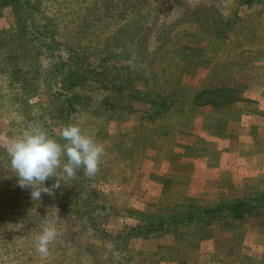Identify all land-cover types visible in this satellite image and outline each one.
<instances>
[{
    "label": "rangeland",
    "instance_id": "rangeland-1",
    "mask_svg": "<svg viewBox=\"0 0 264 264\" xmlns=\"http://www.w3.org/2000/svg\"><path fill=\"white\" fill-rule=\"evenodd\" d=\"M14 6L15 0H0V32L14 26ZM42 6L53 20L59 40L84 53L98 46L92 55L95 64L105 51L99 41L115 38L136 46L133 38L139 37L138 50L132 54L130 49V58L119 61L117 43L111 46L114 59L111 56L103 64L106 70H113V65L124 72L129 69L127 74L141 79L135 78L130 96L110 99L119 115L109 123L111 135L101 142L105 152L99 171L87 178L111 208V216L97 220L99 226L107 234L122 235L141 222V217L179 216L188 210L214 207L213 196L207 193L211 183L205 184L213 173L203 166L217 158L213 147L227 144L219 142L218 135L237 130L231 121L240 120L239 105L258 106L264 117V0H43ZM234 81L245 84L239 94L243 99L221 101V89L233 88ZM175 90L177 100L168 105L166 113L151 117V103L144 99L159 92L168 97ZM18 92L7 88L6 76L0 71V143L24 130L23 118L15 111L17 103L8 99ZM38 92L30 102L49 104L46 88ZM32 110L40 111L39 106ZM248 122L257 127L251 147L261 154L257 157L263 170L258 174L261 178L264 122ZM60 130L57 123L52 128V136L58 140ZM245 141L242 138L240 145ZM241 160L235 159V164L243 165ZM223 170L231 178V169ZM17 180L7 153L0 147V264H56L58 259L62 260L59 264H221L223 259L232 260L242 248H248L245 264H264V205L250 211L253 221L247 217L233 227L216 221L208 235L196 236L189 227L193 220H177L171 231H150L146 238L131 237L113 246L98 233L81 231L73 236L80 230L78 223L74 218L65 223L64 213L50 204H45L41 213L29 210L30 203H19L25 190ZM244 183L256 184L251 178ZM64 185H68L66 178ZM263 190L264 183L252 194ZM37 218L41 222L54 218L58 231L65 228L73 232L64 255L56 251V241L49 246L51 255L41 256L36 251L34 233L42 226L35 224ZM256 222L261 235L246 233L241 237L243 223L249 230ZM214 225L233 228L238 248H230L228 253L217 250ZM219 238V244H229L226 236ZM113 250L118 251L112 254Z\"/></svg>",
    "mask_w": 264,
    "mask_h": 264
},
{
    "label": "trees",
    "instance_id": "trees-1",
    "mask_svg": "<svg viewBox=\"0 0 264 264\" xmlns=\"http://www.w3.org/2000/svg\"><path fill=\"white\" fill-rule=\"evenodd\" d=\"M42 1L15 0L14 26L0 32V71L6 76L7 88L13 89L14 93L19 91L16 97L8 95L9 102L13 100L17 103L15 111L23 118L21 123L24 129L28 124H39L52 136V128L56 123L60 124L61 128L73 123L80 126L84 132L91 134L97 142H105L111 135L109 123L116 120L119 115V109L111 106L110 99L130 96L135 78L140 80L141 77L137 74H127L128 71L130 72L129 69L125 72L116 69V65H113V70H106L103 64L105 65L111 56L114 59L111 46L115 44L116 47L117 43L116 53L120 54L119 61L130 58V49L134 50L132 54L138 50L136 46L139 37L133 38L136 46H132V42H119L115 38L99 41V47L103 46L105 51L95 64L93 56L98 51V46L84 53L78 47L75 50L66 41L59 40L53 28V20L44 13ZM245 2L248 3L250 0ZM106 7L107 4L105 9ZM129 39L133 41L128 37ZM144 54L142 50V55ZM97 55L100 54L97 52ZM232 86L233 88L221 89L223 91L221 101L227 102L232 99L235 102L243 99L239 94L242 93L241 89L245 88V84L234 81ZM41 88H46L49 94V104L46 106L30 102V98L37 95ZM229 93L232 97H229ZM9 94H12V91ZM144 100L151 103V112H153L151 117L162 116L168 110V105L177 100L176 90L170 92L168 97L159 92L155 97L150 96ZM34 106H39L40 111L34 112L32 110ZM150 121L154 119L150 118ZM63 142L61 140V143ZM88 177L90 176H86L83 169H79L75 179L66 178L68 180L66 186L65 182L61 181V186L53 189L52 195L43 194L44 197L41 196L40 200L33 201L30 190H25L22 198L20 196L19 203L24 202L26 205L30 203L35 207L28 205L29 210L31 208L41 213L43 206L50 204L60 213H64L65 223H70L72 218L78 223L80 230L74 233L65 228L58 231L59 235L55 240L58 245L55 249L59 255L67 252L66 242L72 233L76 237L81 231L98 233L115 246L117 242H128L131 237L146 238L150 231H164V229L171 231L177 220L180 223L193 220L194 223L189 226L193 228V233L196 236H204L211 233L210 229L214 222L240 225L251 210L264 205L263 190L255 194L250 193L243 200L228 201L222 198L214 207L188 210L186 215L184 213L166 217L157 215L155 219L152 216L141 217V222L127 228L122 235H111L97 223L98 219L106 220L111 216V208L106 204L100 191L87 182ZM54 183L55 178H50L45 182V186L51 187ZM41 221L37 218L35 224L42 225ZM32 228H36L33 223ZM113 251L112 254L118 250ZM48 255L51 253L49 252ZM59 262L62 260L58 259L56 264Z\"/></svg>",
    "mask_w": 264,
    "mask_h": 264
},
{
    "label": "clouds",
    "instance_id": "clouds-1",
    "mask_svg": "<svg viewBox=\"0 0 264 264\" xmlns=\"http://www.w3.org/2000/svg\"><path fill=\"white\" fill-rule=\"evenodd\" d=\"M58 135L59 140L41 125L28 124L22 134L0 143L9 157L11 171L18 178V186L30 190L33 201L40 200L42 194L52 195L65 178L75 179L79 169L86 176L99 171L105 152L103 144L73 123L63 126ZM50 178H55V183L47 187L45 182ZM56 223L54 218L45 219L34 235V246L41 256L48 255L49 246L59 235Z\"/></svg>",
    "mask_w": 264,
    "mask_h": 264
},
{
    "label": "crops",
    "instance_id": "crops-1",
    "mask_svg": "<svg viewBox=\"0 0 264 264\" xmlns=\"http://www.w3.org/2000/svg\"><path fill=\"white\" fill-rule=\"evenodd\" d=\"M248 105V106H247ZM258 107V106H257ZM257 107H250L249 104H246V106L239 105L240 108V120L237 118V121H231V123L237 127L236 131H233L228 134V132L220 133L218 135L219 142L226 141L227 144L224 146H217L213 147L211 151L216 154V159L207 162L209 164H204V169L207 171H212L213 176H209L206 179L205 184H209V187L211 188V191H208L207 193H211L213 196L212 203L215 204V206L218 204L219 200L222 198L227 199L228 201L233 200H243L245 197H247L250 193H252L254 190H256L258 187H261L262 179H264V175H258L263 170L259 166V159L257 158L258 155H261L257 153L252 147H251V140L254 141V138L256 135V128L257 127H251L249 120L251 121H257V123H263L264 117L262 116L263 113L260 111H257ZM253 124V122H252ZM259 125V124H258ZM259 127V126H258ZM242 138H245L247 142L244 146L240 145V140ZM233 140V141H229ZM218 142V143H219ZM239 143L236 147L231 146L232 144ZM216 146V145H215ZM235 159H242L243 165H236ZM224 167H228L231 169L229 178L227 175V178L225 176ZM247 178H251L255 181V187L254 185L245 184L244 180ZM244 179V180H243ZM261 182V183H260ZM257 187V188H256ZM209 188V189H210ZM249 213L248 217L249 220L253 221V217ZM259 221V217H255ZM255 222V221H254ZM220 223V222H219ZM229 224V223H228ZM257 222L254 224V227L252 229H247L246 224L242 226V233L241 237L246 233H255L259 234L258 230L256 229ZM229 226H232V224H229ZM233 227V226H232ZM213 232H216L217 236H213V241L215 243L217 250L226 249V252L230 248H238V240L237 236L235 235L233 228L231 229H218L214 225ZM264 233V232H262ZM215 233H213L214 235ZM220 235H224L227 238V242H229L228 245L219 244L220 241H222ZM248 235V234H247ZM261 235V234H259ZM264 238V235L262 236ZM262 249H264V244L261 245ZM246 249V250H244ZM219 252V251H218ZM248 248H242L241 252L239 254L234 253V258L232 256V260L223 259L219 255L220 258L223 260L221 261V264H245V258L248 255ZM228 253V252H227ZM221 254V253H219ZM238 255V256H237ZM255 252H253V256H255ZM242 259V260H241ZM230 261V262H227Z\"/></svg>",
    "mask_w": 264,
    "mask_h": 264
}]
</instances>
